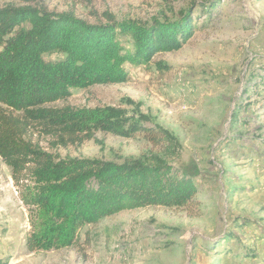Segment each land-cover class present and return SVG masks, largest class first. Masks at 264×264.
Wrapping results in <instances>:
<instances>
[{"label": "rangeland", "instance_id": "obj_1", "mask_svg": "<svg viewBox=\"0 0 264 264\" xmlns=\"http://www.w3.org/2000/svg\"><path fill=\"white\" fill-rule=\"evenodd\" d=\"M9 4L17 5L0 0V8ZM36 7L90 23L192 15L198 29L181 49L158 52L147 66L127 64L124 83L72 89L44 106L147 117L143 125L170 131L178 149L159 153L140 133L60 139L35 122L29 138L57 158L121 163L158 153L193 176L198 193L191 207L125 210L83 227L75 247L31 253L28 209L0 156V264H264V0H39Z\"/></svg>", "mask_w": 264, "mask_h": 264}, {"label": "trees", "instance_id": "obj_2", "mask_svg": "<svg viewBox=\"0 0 264 264\" xmlns=\"http://www.w3.org/2000/svg\"><path fill=\"white\" fill-rule=\"evenodd\" d=\"M14 1L0 8V156L10 162L28 209L26 250L75 247L83 227L125 210L195 205L193 176L161 154L121 163L57 158L29 138L35 122L60 139L89 138L93 131L140 133L159 153L178 149L180 141L170 131L143 125L147 117H128L113 107L44 106L67 98L72 89L124 83L127 64L147 66L158 52L181 49L198 29L192 15L90 23L71 11L36 7L39 0Z\"/></svg>", "mask_w": 264, "mask_h": 264}]
</instances>
